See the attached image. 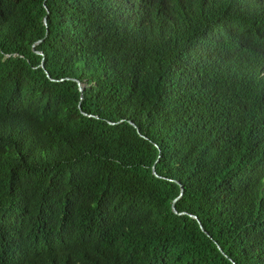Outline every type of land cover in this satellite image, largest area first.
Here are the masks:
<instances>
[{"label": "trees", "instance_id": "obj_1", "mask_svg": "<svg viewBox=\"0 0 264 264\" xmlns=\"http://www.w3.org/2000/svg\"><path fill=\"white\" fill-rule=\"evenodd\" d=\"M232 263L264 264V0H0V264Z\"/></svg>", "mask_w": 264, "mask_h": 264}, {"label": "water", "instance_id": "obj_2", "mask_svg": "<svg viewBox=\"0 0 264 264\" xmlns=\"http://www.w3.org/2000/svg\"><path fill=\"white\" fill-rule=\"evenodd\" d=\"M42 22H43V24H45V19L43 18V20H42ZM40 41H38V42H36L35 44H37V43H39ZM36 54H39V53H37V52H35ZM41 67H43L42 66V64H41ZM78 91L79 92H81L82 91V89L81 88H79L78 89ZM130 125H132L131 123H130ZM152 173L154 174V172H153V169H152ZM155 175V174H154ZM178 186H179V195L177 196V198H175L173 201H172V204H171V211H172V213L173 214H178V215H180V214H182V213H176V211H175V209H174V207H173V203L181 196V193H182V186H180L177 182H175ZM191 218H193V219H195L196 220V218L194 217V216H190ZM197 221V220H196ZM198 223V222H197ZM199 224V223H198ZM199 229L201 230V231H203L202 229H201V227L199 226ZM206 235V234H205ZM233 264V263H232Z\"/></svg>", "mask_w": 264, "mask_h": 264}, {"label": "clouds", "instance_id": "obj_3", "mask_svg": "<svg viewBox=\"0 0 264 264\" xmlns=\"http://www.w3.org/2000/svg\"><path fill=\"white\" fill-rule=\"evenodd\" d=\"M43 20V19H42ZM40 42H41V40H39ZM38 42V41H37ZM39 42V43H40ZM38 44V43H37ZM36 45V44H35ZM32 51L35 53L36 51H34L33 50V46H32ZM37 53H39V52H37ZM36 54V53H35ZM38 55H41L40 53L38 54ZM41 64H42V59H41V61H40V64H39V67L40 68H42L43 69V67H41ZM42 66H43V64H42ZM44 70V69H43ZM45 73V72H44ZM46 74V73H45ZM46 77L49 79V77L47 76V74H46ZM60 81H62V80H60ZM71 81L72 82H74L75 84H76V87H77V90L79 89V88H81L82 90H83V85H81L78 81H76V80H73V79H71ZM82 92V91H81ZM80 92V93H81ZM82 114H83V112H81ZM83 115H85V114H83ZM129 124H130V122H129ZM132 124V123H131ZM131 126H133V124L131 125ZM154 172V171H153ZM155 174V173H154ZM155 176V175H154Z\"/></svg>", "mask_w": 264, "mask_h": 264}]
</instances>
